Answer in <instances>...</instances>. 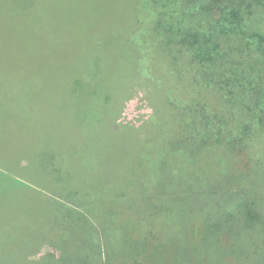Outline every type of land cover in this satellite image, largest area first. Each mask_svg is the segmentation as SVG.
Returning <instances> with one entry per match:
<instances>
[{"label":"trees","instance_id":"16d2710c","mask_svg":"<svg viewBox=\"0 0 264 264\" xmlns=\"http://www.w3.org/2000/svg\"><path fill=\"white\" fill-rule=\"evenodd\" d=\"M51 1L81 135L0 163V264H264V0Z\"/></svg>","mask_w":264,"mask_h":264},{"label":"rangeland","instance_id":"374dc122","mask_svg":"<svg viewBox=\"0 0 264 264\" xmlns=\"http://www.w3.org/2000/svg\"><path fill=\"white\" fill-rule=\"evenodd\" d=\"M6 2L0 4V163L23 157L34 165L36 156L52 153L51 147L62 146L64 138L69 142L80 137L63 106L75 109L84 85L79 59L52 41L54 23L65 20L67 7L48 0L11 12ZM74 76L80 77L78 83ZM72 90L78 93L70 94ZM91 90L100 97L98 88ZM132 92L119 120L138 123L152 111L143 87ZM58 134L63 137L56 138ZM47 250L51 247L45 245L41 253Z\"/></svg>","mask_w":264,"mask_h":264}]
</instances>
